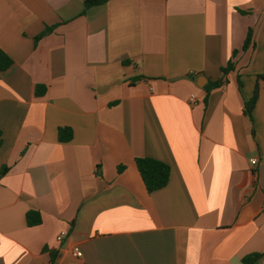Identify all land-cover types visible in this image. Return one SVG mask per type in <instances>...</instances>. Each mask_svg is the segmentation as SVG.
I'll return each instance as SVG.
<instances>
[{"label": "crops", "instance_id": "obj_1", "mask_svg": "<svg viewBox=\"0 0 264 264\" xmlns=\"http://www.w3.org/2000/svg\"><path fill=\"white\" fill-rule=\"evenodd\" d=\"M0 49V264L264 256V79L243 113L264 74V0H0ZM136 157L167 163V184L147 192Z\"/></svg>", "mask_w": 264, "mask_h": 264}, {"label": "trees", "instance_id": "obj_2", "mask_svg": "<svg viewBox=\"0 0 264 264\" xmlns=\"http://www.w3.org/2000/svg\"><path fill=\"white\" fill-rule=\"evenodd\" d=\"M106 1L108 0H83L84 10L90 7H93V6L101 5L105 3ZM50 30L51 28H46L41 34L35 37V40L37 41ZM250 44H252V30L251 28H248L243 45H242V50H246ZM232 54L235 55L236 51H233ZM11 63H12V60L10 59V57L7 56L0 49V71L6 70L11 65ZM233 67H234V63L231 60H229L225 65L221 66L220 67L221 76L214 81H209L205 85L204 89L206 91V94H208L211 89L219 87L222 84H224L226 82V74L230 70H232ZM256 79L257 80H256L254 90H253L251 97L248 100H246L243 104V113L248 116H251L252 108L259 94L258 80L264 79V74H258L256 76ZM44 91H45L44 85L35 86L36 96L42 95ZM206 97L204 98V102L206 101ZM71 136H72V132L70 128L59 127L58 129V140L59 141H68L70 140ZM134 163H135L136 169L140 175L142 183L147 192L149 193L153 192L155 190H158L164 187L167 184L169 180V175H170V167L167 163L161 160L152 158V157H136L134 159ZM123 168H124L123 165H119L117 167V170L120 171ZM6 170H7V167L3 166L0 170V175L4 174ZM40 222H41V217L38 211L28 210L26 212V223L28 226H35V225L40 224ZM51 255L53 257L54 254L51 253ZM260 257H261V254L253 253V254L242 257L241 260L244 264H254V262H256ZM51 261H53V258H51Z\"/></svg>", "mask_w": 264, "mask_h": 264}, {"label": "built area", "instance_id": "obj_3", "mask_svg": "<svg viewBox=\"0 0 264 264\" xmlns=\"http://www.w3.org/2000/svg\"><path fill=\"white\" fill-rule=\"evenodd\" d=\"M189 101H190L191 103H193V102L195 101V96H194L193 94L190 95V97H189ZM250 162H251V164H255V163L257 162V159H256V158H252V159L250 160ZM262 206H263V209H264V200H263V205H262ZM64 235H65V231H61V232L57 235L56 239H57L58 241H60V240L64 237ZM72 251H73V254H74L76 257H81V256H82V252H81L78 248L74 247V248L72 249ZM258 263H259V264H264V256L261 255V257L258 259Z\"/></svg>", "mask_w": 264, "mask_h": 264}]
</instances>
